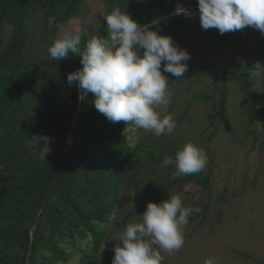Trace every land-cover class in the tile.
I'll return each instance as SVG.
<instances>
[{"label":"trees","instance_id":"obj_1","mask_svg":"<svg viewBox=\"0 0 264 264\" xmlns=\"http://www.w3.org/2000/svg\"><path fill=\"white\" fill-rule=\"evenodd\" d=\"M84 2L0 0V264H27L33 227L35 240L29 264L111 262L114 257L111 252L117 243L106 237V226L112 222L113 214L116 218L123 216L128 204L125 190H138L161 168L165 157L175 159L186 143L205 149L209 156L211 143L231 109L229 84L240 85L248 127L255 126L264 116L255 81L246 74L254 69L255 63L264 64L263 46L257 58L243 63L236 71L224 72L221 84L209 87L211 93L192 97L206 105L216 104L213 121L199 130L196 137L181 130L184 122L189 121L192 101L175 111L176 96L167 105L169 115L177 114L172 133L151 138L147 135L149 131L137 128V142L126 140V127L134 126L107 120L95 108L93 94H88L79 110V89L67 83V76L82 68L80 53H69L61 61L47 55L41 65L27 53L33 38L28 21L33 13L43 14L45 30H49V22L53 20L49 33L53 43L57 28L74 19ZM103 2L105 16L119 7L141 26L178 7H198V0ZM9 26L11 30L7 31ZM152 27L160 35L172 37L191 57L186 61L188 70L183 77L178 79L164 73L170 93L177 87L191 90L200 75V72L193 74L195 54L204 52L208 40L219 31L203 30L199 13H192L191 17L177 14ZM83 28L87 35L79 45L81 52L93 36L107 38L104 19L99 25ZM36 134L50 137L51 152L46 159H40L39 147H29V138ZM70 139L73 143L69 154L41 213ZM260 149L264 150V141ZM163 168L166 187L158 179L149 183L156 203L169 199L170 195H178L184 203L187 196L211 190V178L204 169L197 174L179 175L175 165ZM132 214L130 210L116 225L126 224Z\"/></svg>","mask_w":264,"mask_h":264},{"label":"rangeland","instance_id":"obj_2","mask_svg":"<svg viewBox=\"0 0 264 264\" xmlns=\"http://www.w3.org/2000/svg\"><path fill=\"white\" fill-rule=\"evenodd\" d=\"M105 10L103 0H85L78 15L57 28L55 40L73 33L76 27L99 25L105 17ZM42 17L41 12H36L28 21L33 38L27 53L37 65H41L52 44L49 33L53 20L49 22V30H45ZM10 30L11 27H7V31ZM263 46L264 34L251 26L230 35L215 34L208 40L204 52L195 54L193 74L200 72L197 84L191 90L177 87L170 95L169 102L178 96L175 111H180L185 103L192 101L189 121L181 126L182 131L196 137L216 114V104L206 105L192 97L211 93L209 87L221 84L224 72L236 71L243 63L257 58ZM246 74L254 79L255 91L264 110V77L258 78L254 69ZM229 88L231 109L211 143L204 168L211 178V190L184 199L185 207H197L199 212H193L187 225L182 226L184 244L180 250L171 255L161 252L162 264H264V150L260 149L264 141V116L255 126L248 127L240 85L233 82ZM167 105L156 108L161 118L169 115ZM170 115L173 119L177 117L175 112ZM136 129L128 128L125 133L126 140L131 139L133 144L138 140ZM147 135L156 137L151 131ZM165 173L166 170L161 167L138 190H125L128 204L123 216L130 210L133 214L121 227L116 222L121 223L123 216L113 219L106 226L107 238L117 243L126 225L140 222L147 204L156 203L149 183L158 179L165 188ZM111 254L114 256V251ZM107 264H112V261Z\"/></svg>","mask_w":264,"mask_h":264},{"label":"clouds","instance_id":"obj_3","mask_svg":"<svg viewBox=\"0 0 264 264\" xmlns=\"http://www.w3.org/2000/svg\"><path fill=\"white\" fill-rule=\"evenodd\" d=\"M198 9L203 30L215 28L223 35L251 26L264 34V0H198ZM176 12L192 16L180 7ZM103 19L107 38L93 36L81 52L79 45L87 31L76 27L48 47L49 57L61 61L69 53H80L82 68L68 74L67 83L79 89L80 100L93 94L95 108L110 122L123 121L156 136L172 133L176 128L173 117L161 118L156 108L167 105L171 95L164 73L183 77L190 54L172 37L160 35L152 25L141 26L119 7ZM253 66L256 76L264 77V64ZM49 142L50 137L36 134L29 138V147H39L40 159H46L51 152ZM207 159L205 149L186 143L175 159L165 157L161 167L175 165L177 174L192 175L205 168ZM193 212L199 208L185 207L178 195L149 202L140 222L129 223L120 233L112 264H162V251L171 255L184 244L182 226Z\"/></svg>","mask_w":264,"mask_h":264},{"label":"water","instance_id":"obj_4","mask_svg":"<svg viewBox=\"0 0 264 264\" xmlns=\"http://www.w3.org/2000/svg\"><path fill=\"white\" fill-rule=\"evenodd\" d=\"M180 8H183V9H185V10L191 12V13H199V9H198V7H193V6H183V7H180ZM176 10H177V9H175V10H173V11H170V12H168L167 14H165L164 16L159 17V18H157V19H154V20H152V21L146 23L145 25H152V26H153V25H154V24H153V21H158V23H159V22H161V21H163V20H165V19H167V18H169V17H171V16H175V15H177ZM143 26H144V25H143ZM80 95H81V93H80ZM82 104H83V100H80V107H79V110H80ZM75 130H76V129H75ZM72 143H73V140L70 139L69 142H68V145H67V147H66V149H65V151H64V154H63V157H62L61 163H60L59 168H58V171H57V173H56V175H55V177H54L53 183H52V185H51V187H50V190H49V192H48V194H47V197H46V200H45L44 206H43V208H42V210H41V213H42V211L45 209V206H46L47 201H48V199H49V197H50V195H51V192H52V190H53V188H54V186H55V184H56V182H57V180H58L59 174H60V172H61V170H62V168H63V166H64V163H65V161H66V159H67V156H68V154H69V151H70V148H71V146H72ZM41 213L38 215L36 221H38L39 217L41 216ZM34 240H35V227H33V228H32V231H31V245H30V253H29V257H28V262H27V264H29V261L31 260V257H32L33 248H34Z\"/></svg>","mask_w":264,"mask_h":264}]
</instances>
